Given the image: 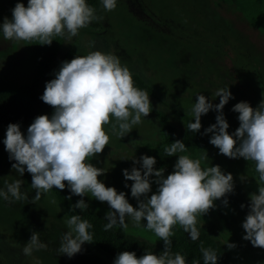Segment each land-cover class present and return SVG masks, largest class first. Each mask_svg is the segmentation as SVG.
<instances>
[{
  "label": "clouds",
  "instance_id": "1",
  "mask_svg": "<svg viewBox=\"0 0 264 264\" xmlns=\"http://www.w3.org/2000/svg\"><path fill=\"white\" fill-rule=\"evenodd\" d=\"M117 3L118 0H100L105 12L114 10ZM99 19L102 17L97 15V9L87 0H27L26 6L16 0L11 18L4 17L0 23V37L45 45L54 37L70 39ZM132 75L116 54L99 49L61 61L54 78L45 82L40 96L52 106L51 115H37L24 132L18 123H9L2 143L8 159L15 161L11 169L19 177L25 171L31 175V188L35 190L33 202L54 187L63 190L67 186L72 195L81 197L70 206V211L87 209L88 203L83 197L90 194L109 205L110 210L105 213L107 222L103 225L105 231L117 227L126 230V220H130L135 227L151 231L163 242V251L159 253L145 251L137 257L134 251L119 252L113 264H188L184 254L171 252L174 226L179 225L190 240H198L201 227L197 226L198 217L214 208V201L221 197L227 205L226 194L234 188L233 176L219 165L209 166L204 151L196 157L183 154L187 153V147L177 139L164 147L165 156L180 153L166 176L163 168L154 167L153 156L141 154L139 160L132 155L126 157L132 159L133 166L130 170L122 169V175L125 181H132L130 185L125 183V187L130 188L136 207L129 203L124 191L117 192L113 186L106 187L98 180L106 169L94 166L90 159L109 145L110 136L120 139L140 125L152 110L148 92L134 84ZM195 96L187 129L198 132L201 116L214 110L215 123L205 127L202 135L211 133L208 142L220 154L255 163L258 189L249 194L248 212L241 224L242 239L264 249V99L256 107L247 101L232 105L231 110L238 113L239 125L229 132L222 111L232 98L228 84L217 87L211 95L219 97L218 103L213 104L212 99L200 92ZM23 183L20 178L11 182L5 179L4 186L0 187V200L11 204L28 199L27 193L21 191ZM152 183L157 186L155 191H151ZM49 202L60 210L55 198ZM240 207L245 205L242 203ZM64 224L67 230L60 237L57 252L71 258L81 251L85 242L93 241L90 231L93 225L75 213L65 215ZM224 244L228 249L235 247L227 241ZM46 248L39 232L32 231L21 252L31 257L33 252ZM199 251L202 264H217L218 253L214 248L204 247L201 242ZM191 264H201V261L194 259Z\"/></svg>",
  "mask_w": 264,
  "mask_h": 264
},
{
  "label": "rangeland",
  "instance_id": "2",
  "mask_svg": "<svg viewBox=\"0 0 264 264\" xmlns=\"http://www.w3.org/2000/svg\"><path fill=\"white\" fill-rule=\"evenodd\" d=\"M21 2L26 6L27 0ZM15 3L16 0H0V23L4 17L11 18ZM97 15L102 17L97 20L98 29L82 28L73 37L75 54L84 55L94 49L116 54L132 73L152 85L160 98L177 111L190 116V105L195 102L197 92L212 99L213 104L218 103L219 97L211 95L217 87L228 84L232 98L222 111L229 124L226 131L232 132L239 125L238 113L231 110L232 105L254 101L252 107H256L261 101L256 93L260 91L258 79L261 76L264 79V0H118L117 7L109 12L103 10L99 0ZM61 61L57 59L47 74L40 76L31 53V41L0 37V80L10 85L18 86L38 78L44 86L54 78ZM155 111L152 106L142 123L120 139L110 136L109 145L89 161L106 169L97 179L117 192L124 191L133 207L136 200L130 196V188L125 187V183L130 185L132 181L124 180L122 169L130 170L133 166L132 159L126 157L132 155L139 160L141 154L151 156L152 146L160 139ZM215 115L214 110H209L201 116L199 143L193 157L204 151L209 166L219 165L224 172L232 174L234 188L226 194L227 205L221 197L214 201V208L197 220L224 243H234L235 247L230 249L232 260L245 264L253 252L264 251L242 239L241 224L248 212L249 194L258 188L242 157L220 154L208 142L211 133L202 135L205 127L215 123ZM169 119L176 128L177 140L180 123L176 118ZM4 134L0 128V187L5 179L11 182L20 178L24 181L21 191L27 193L28 199L11 204L0 200V254L9 264H37V261L39 264H113L115 258L102 254L90 242H85L81 251L71 258L58 254L60 237L67 230L64 210L58 204V211L49 202L54 198L51 192L32 201L35 190L31 188V175L25 171L19 177L11 169L15 161L8 159L2 143ZM177 155L180 153L175 154L174 163ZM135 167L139 168V164ZM154 167L157 168L156 164ZM156 187L152 183L151 191ZM93 199L104 213L110 210L106 201ZM242 203L244 208L240 207ZM219 212L225 220L219 217ZM126 222L127 231L158 238L151 231L135 227L130 220ZM32 231L39 232L47 248L27 257L21 247Z\"/></svg>",
  "mask_w": 264,
  "mask_h": 264
},
{
  "label": "trees",
  "instance_id": "3",
  "mask_svg": "<svg viewBox=\"0 0 264 264\" xmlns=\"http://www.w3.org/2000/svg\"><path fill=\"white\" fill-rule=\"evenodd\" d=\"M87 2L94 8H98L99 0H87ZM99 26V22L94 20L86 28L98 29ZM37 43V41H31V53L40 76L47 74L57 59L63 61L70 60L76 55L73 49V37L70 39L54 37L50 44L45 45ZM132 74L134 84L148 92L151 106L156 108L155 114L158 120L160 139L152 146L150 153L156 159L157 168H163L164 175H166L173 167L175 154L171 157L165 156L164 147L175 141L177 137L176 128L169 118H176L180 123L181 130L179 132V139L184 142L188 150L184 154L191 156L195 154L201 129L195 133L189 131L187 124L192 117L177 111L174 107L162 100L157 90L148 82L144 81L140 75L136 73ZM261 77L258 79L260 91H258L259 94L256 93L260 97V100L264 99V79ZM43 90L44 86L39 82L38 78L18 86H13L0 80V128L5 132L6 126L9 123H18L21 131L24 132L37 115L47 114L50 116L53 111L52 106L40 99ZM253 103L255 102L251 101L250 106ZM244 162L248 172L254 177L258 188L259 181L258 173L255 172V163L246 160ZM50 192L57 203L63 208L65 215L75 213L81 215L83 219L89 220L93 225L90 230L93 232V241L90 243L95 249H98L107 257L114 259L122 251H134L137 257L143 255L145 251H153V253L163 251V242L159 238L153 239L141 233L121 230L118 227L105 231L103 229V225L107 222L105 220V213L99 209L90 194L83 197L88 203L87 209L80 211L79 209L73 208L70 211V206L74 205L81 197L72 195L67 186L63 190H58L54 187ZM218 215L222 220H225L221 212ZM197 226L201 227L200 236L196 241L190 240L187 233L179 225L174 226V235L170 238L172 240L171 252L184 254L188 264H191L194 259L200 260L202 264V256L199 251L202 242L204 247H211L217 251V264H237L232 260L230 249L227 248L226 244L219 237L198 220ZM0 264H9L7 259L1 254ZM245 264H264V251L253 252Z\"/></svg>",
  "mask_w": 264,
  "mask_h": 264
}]
</instances>
